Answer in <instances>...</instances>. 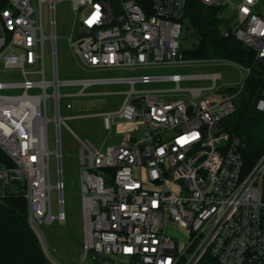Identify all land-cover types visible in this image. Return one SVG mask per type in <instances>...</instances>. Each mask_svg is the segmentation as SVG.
Segmentation results:
<instances>
[{"label": "built area", "instance_id": "2783aa9c", "mask_svg": "<svg viewBox=\"0 0 264 264\" xmlns=\"http://www.w3.org/2000/svg\"><path fill=\"white\" fill-rule=\"evenodd\" d=\"M57 0H0V72L18 69L19 81H0V198L13 183L22 185L26 220L51 261L40 229L53 219L65 221L59 126L60 85H77L83 95L94 83L130 85L118 108L94 114L102 128L121 139L104 149L79 141L82 259L88 254L120 256L125 264H197L208 253L219 264H264V150L245 166L243 142L224 129L235 110L234 96L224 94L218 72L59 80L56 65L54 9ZM222 9L224 35L253 53L264 77V0H200ZM48 4L49 33L42 30L41 5ZM186 0H71L72 55L91 69L147 68L185 60L179 37ZM224 10L230 13L226 17ZM7 14V15H6ZM50 41V80L44 79L43 42ZM215 61V58H205ZM224 63L230 60L221 58ZM236 64V63H235ZM40 74L32 80L27 74ZM191 78H208L206 87H180ZM169 80V90L134 89V83ZM50 86L56 132L57 180L49 182L45 89ZM41 92L29 94L28 89ZM206 91L216 96L211 97ZM264 112V85L254 101ZM71 108L70 102L65 103ZM42 120L39 126L30 116ZM38 124V123H37ZM38 127L37 130L35 128ZM40 137L35 139V135ZM185 137L183 143L178 142ZM58 210L51 213L50 188ZM131 249V251H127Z\"/></svg>", "mask_w": 264, "mask_h": 264}, {"label": "rangeland", "instance_id": "374dc122", "mask_svg": "<svg viewBox=\"0 0 264 264\" xmlns=\"http://www.w3.org/2000/svg\"><path fill=\"white\" fill-rule=\"evenodd\" d=\"M225 16L230 17V13L224 10ZM49 10L48 4L43 2L41 5L42 30L44 35L49 33ZM55 19V44L57 50L56 65L57 77L59 80L75 79L83 77H117L134 76L141 74L166 75L171 73L192 74V73H210L218 72L220 77L216 80V86L222 89L236 87L245 71L233 63L225 62L221 58H215V61H206L202 59H189L181 63L171 65H160L147 68H107L91 69L72 55L68 46V37L73 27V14L71 10V0H57L54 9ZM196 39L191 28H186L183 24L181 29L179 44L181 50H189L193 47ZM50 41L45 39L43 42V69L44 79L50 80L52 57L50 53ZM184 56V55H183ZM28 78L37 80L41 78L40 74L28 73ZM23 75L18 69H4L0 72V81H19ZM211 85L208 78H191L179 82L180 87H206ZM175 86V83L169 80H153L148 83L136 82L134 89L144 90H169ZM130 88L128 83L124 82H105L94 83L84 90L83 95H69L78 91L77 85H60L59 92L64 94L59 100V114L63 117V124L59 126V139L61 151V176L63 181V210L65 221L59 222L53 219L50 223H42L40 229L47 244L48 253L51 257V264H111L105 259H92L88 254L82 259V219H81V189H80V164L78 161L79 141L88 139L97 147L105 148L107 145L117 143L121 135L115 133L112 129L109 133L102 128L101 120L94 114L101 111L114 110L118 108L125 92ZM3 94H19L22 92L20 87L2 89ZM29 94L40 93V88H32L27 91ZM47 97L45 98L46 116L49 120L46 123V139L48 154V175L51 185L57 180V159L52 152L56 148V132L54 123L51 120L53 116L52 98L49 96L51 87L45 89ZM227 94L226 92H223ZM207 95L213 94L206 91ZM70 102L72 107L66 108L65 103ZM50 207L51 213L55 214L58 210V194L54 187L50 188ZM40 246V245H39ZM41 248V247H40ZM97 256V255H96ZM46 257V256H45ZM47 258V257H46ZM48 259V258H47Z\"/></svg>", "mask_w": 264, "mask_h": 264}, {"label": "trees", "instance_id": "16d2710c", "mask_svg": "<svg viewBox=\"0 0 264 264\" xmlns=\"http://www.w3.org/2000/svg\"><path fill=\"white\" fill-rule=\"evenodd\" d=\"M182 23L191 28L196 39L193 47L182 50L189 59L224 58L249 67L240 91L234 96L235 110L222 120L224 129L241 137V154L245 166H250L264 150V112L255 108L254 101L264 85L261 65L253 62V53L233 36L224 35L227 24L219 6L206 5L200 0H186ZM236 87L223 92L232 94ZM18 182L7 188L0 198V264H51L26 220V203ZM197 264H219L208 253Z\"/></svg>", "mask_w": 264, "mask_h": 264}, {"label": "crops", "instance_id": "0c3cea01", "mask_svg": "<svg viewBox=\"0 0 264 264\" xmlns=\"http://www.w3.org/2000/svg\"><path fill=\"white\" fill-rule=\"evenodd\" d=\"M235 64V63H233ZM237 66V64H235ZM92 259L98 260V259H105L108 260L111 264H125V260L120 256H114V257H101L90 254Z\"/></svg>", "mask_w": 264, "mask_h": 264}, {"label": "bare ground", "instance_id": "6f19581e", "mask_svg": "<svg viewBox=\"0 0 264 264\" xmlns=\"http://www.w3.org/2000/svg\"><path fill=\"white\" fill-rule=\"evenodd\" d=\"M42 120H40V119H38L37 118V123H36V115H34V114H32L31 116H30V122H31V124H32V122L35 124V125H37V126H39V124H40V122H41ZM33 125V124H32ZM38 129V127H36L35 128V130H37ZM38 135H35V139H37V140H39V137H40V134H39V132L37 133Z\"/></svg>", "mask_w": 264, "mask_h": 264}, {"label": "snow or ice", "instance_id": "6c2138e0", "mask_svg": "<svg viewBox=\"0 0 264 264\" xmlns=\"http://www.w3.org/2000/svg\"><path fill=\"white\" fill-rule=\"evenodd\" d=\"M184 141H185V137H180L178 142L183 143ZM127 251H131V249H127Z\"/></svg>", "mask_w": 264, "mask_h": 264}, {"label": "water", "instance_id": "95a60500", "mask_svg": "<svg viewBox=\"0 0 264 264\" xmlns=\"http://www.w3.org/2000/svg\"><path fill=\"white\" fill-rule=\"evenodd\" d=\"M1 33V32H0Z\"/></svg>", "mask_w": 264, "mask_h": 264}]
</instances>
